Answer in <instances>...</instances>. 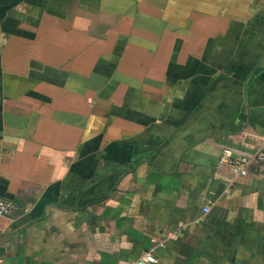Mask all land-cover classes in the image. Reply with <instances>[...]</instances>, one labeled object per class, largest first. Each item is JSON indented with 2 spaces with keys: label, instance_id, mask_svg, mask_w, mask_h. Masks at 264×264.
I'll use <instances>...</instances> for the list:
<instances>
[{
  "label": "crops",
  "instance_id": "crops-1",
  "mask_svg": "<svg viewBox=\"0 0 264 264\" xmlns=\"http://www.w3.org/2000/svg\"><path fill=\"white\" fill-rule=\"evenodd\" d=\"M226 147H264V0H0V264H264Z\"/></svg>",
  "mask_w": 264,
  "mask_h": 264
},
{
  "label": "built area",
  "instance_id": "built-area-1",
  "mask_svg": "<svg viewBox=\"0 0 264 264\" xmlns=\"http://www.w3.org/2000/svg\"><path fill=\"white\" fill-rule=\"evenodd\" d=\"M236 150L226 147L222 150L220 166L224 167L228 172L227 182L229 185L239 180L246 179L250 174L251 166L264 163V147L260 148L256 153L250 155H238ZM16 211V204L0 197V217H11ZM204 213L210 212V206L203 208ZM178 236L171 234L162 240L153 238L152 247L144 252L142 256L134 264H157L158 258L156 253L159 249L165 248L167 241H175ZM129 264V263H119Z\"/></svg>",
  "mask_w": 264,
  "mask_h": 264
},
{
  "label": "trees",
  "instance_id": "trees-1",
  "mask_svg": "<svg viewBox=\"0 0 264 264\" xmlns=\"http://www.w3.org/2000/svg\"><path fill=\"white\" fill-rule=\"evenodd\" d=\"M6 259L5 257V251L3 249H0V260Z\"/></svg>",
  "mask_w": 264,
  "mask_h": 264
},
{
  "label": "water",
  "instance_id": "water-1",
  "mask_svg": "<svg viewBox=\"0 0 264 264\" xmlns=\"http://www.w3.org/2000/svg\"><path fill=\"white\" fill-rule=\"evenodd\" d=\"M4 235H6L5 233H0V237H2V236H4Z\"/></svg>",
  "mask_w": 264,
  "mask_h": 264
}]
</instances>
